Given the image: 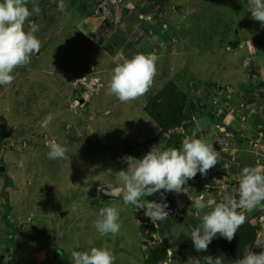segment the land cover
Segmentation results:
<instances>
[{"label": "rangeland", "instance_id": "1", "mask_svg": "<svg viewBox=\"0 0 264 264\" xmlns=\"http://www.w3.org/2000/svg\"><path fill=\"white\" fill-rule=\"evenodd\" d=\"M130 8L155 31L166 25L167 35L180 34L179 49L169 41L170 51L179 56L165 55L160 62L157 58L154 83L148 77L138 79L141 86L137 80L128 84L123 76L127 69L110 72L106 84H114V75L120 87L114 84L108 92L102 82L85 109L83 103L75 106L79 96L73 82L87 91L78 82L80 76L90 80V55L101 58L105 52L84 38L78 23L111 11L109 17L124 25L122 16ZM262 13L260 5L250 6L246 0H1L0 117L6 120V135L0 138V170L5 169L0 177V264H51L56 254L63 264H146L165 237L172 243L185 234L206 244L211 232L197 236L205 227L201 216L216 210L226 221L224 203L245 218L263 207L264 200L251 208L246 201L253 190L251 179L264 175L263 164H257V153L264 159V81L257 72L264 68ZM163 61L179 72L168 70ZM163 78L174 79L180 90L193 94L191 100L208 105L193 113L194 128L170 132L181 134L190 147L179 181L135 158L130 147L147 139V132L137 129V139L127 133L140 106L148 105L162 88ZM216 93L235 100L236 110H228L225 122L210 118L227 112L210 106ZM109 110L110 116L96 113ZM223 125L227 137L219 131ZM123 146L130 152L121 151ZM7 178L12 184L5 188ZM176 182L191 189L196 203L183 206L180 213L158 200L162 190L168 193ZM257 183L264 189V176ZM116 189L117 199L108 195ZM202 195L203 201L211 200L205 209ZM7 205L11 229L3 221ZM165 214L177 224L162 238L156 230ZM261 216L251 221L261 226L251 249L256 255L264 251V213ZM169 256L163 264H198L183 249Z\"/></svg>", "mask_w": 264, "mask_h": 264}, {"label": "trees", "instance_id": "2", "mask_svg": "<svg viewBox=\"0 0 264 264\" xmlns=\"http://www.w3.org/2000/svg\"><path fill=\"white\" fill-rule=\"evenodd\" d=\"M196 8L198 9V7ZM163 28L164 29L162 30V32H165L167 30V26L164 25ZM165 33L167 34V32ZM177 37L179 40L180 37L182 38L180 34H178ZM215 86H217V84L211 85V87ZM221 90L224 91V88H222ZM191 98H193V94L190 95L189 93L180 90L176 83L169 79V81H167L162 86V88L156 95L149 98L150 101L148 105H146V111L151 116V118L161 127L162 132L164 133L171 132L172 130L182 126L185 128H194L195 125L192 118L193 113H195L196 111L202 112L204 110H207L208 105L205 106L204 103L199 101L195 102L191 100ZM210 100L212 101V103L209 104L211 107L213 106L212 109L215 112L216 109L218 110V107H216L215 105L222 107V105H224L225 103L227 104V106L229 105V112L236 110L234 109L235 100L224 99L220 96V93L212 95V99ZM251 103H253V101H251ZM219 112L221 113V111H218V114ZM236 117L241 119L243 116L236 115ZM210 118L213 121H217L218 119L220 120V115L217 116V114H210ZM0 122V138L3 139L6 135L4 131L6 128V120L3 117H0ZM182 137L183 136L181 134H171L170 141L167 148L165 149L167 155H164L157 159L152 158V152L148 149V143L132 146L130 147V149L135 151L134 155L142 163L146 165L155 164L158 167H165L172 176L176 177L177 174L174 169L179 168L180 163L185 161L184 158L178 157L183 153L186 154L188 150L190 154V147L188 145H183ZM196 138H199V135ZM241 144L242 143H240L239 145ZM135 148H138L139 150L136 151ZM257 154V160L260 159V162H257V164L260 163L261 165L262 163V167L264 170V159L260 158L259 153ZM257 167H259V165H257ZM3 174L4 173L0 170V177L4 176ZM259 174L260 173H258V175ZM261 176L257 177V179H255L256 177L252 178L250 181V185L253 190L250 196L248 195V197L246 198V201L248 202L250 208L255 206L258 202L264 200V189L262 187L258 189L257 183L258 179H263L264 175ZM196 177L199 181V184H202L201 176L196 175ZM11 184L12 183L10 179L7 178L5 188L10 187ZM257 193H263L262 198L258 202H256L255 198ZM243 195L244 194L241 193V196ZM2 196L5 199L7 198L6 201L8 200V194L5 191L2 192ZM158 197L159 202L163 205L170 204V196L163 190ZM221 210L228 213L229 219L226 220L223 224L215 227L211 231H209L210 229H208L205 223V227L201 229L197 234V236L201 238L205 237L206 234L211 232V239L207 241L206 244H199L197 243L195 238L189 237L185 234H181L177 240H174L172 241V243H170V239H167L165 235L171 233V229L176 226L177 220L171 219L170 215L164 216L162 219H160V227H158V230L156 231L162 236V238L165 237V239L163 240V243L161 245H158L154 248L151 256L147 258L145 263L163 264L167 260H171L169 252H175V249L179 248L183 249V251L187 253V255H194L198 260V264H261L262 256H264V251L262 250L259 255L251 252V249L257 243L259 237V229L261 226L259 225V227H255L251 223V221L255 219L258 221L260 220V218L262 217L261 214L264 213V206L258 210H254V213L250 218H245L242 215L239 216L237 211H231L230 203H224ZM10 211L11 207L7 205V214L3 217V221L5 222L6 227L11 229L13 226L9 220ZM13 230L15 231L16 229L13 228ZM174 254L175 253H173L172 256H174ZM57 262L58 261L52 258L50 263L57 264Z\"/></svg>", "mask_w": 264, "mask_h": 264}, {"label": "crops", "instance_id": "3", "mask_svg": "<svg viewBox=\"0 0 264 264\" xmlns=\"http://www.w3.org/2000/svg\"><path fill=\"white\" fill-rule=\"evenodd\" d=\"M246 2L249 3L250 6L251 5L254 6L255 4H258L263 8V13H262V18H261L263 21V24L262 26H260V30H261V33L264 35V0H253V2L252 0H246ZM127 12L128 13L126 15L122 16V18H125V22H126V24L124 25H119V23H117L113 17L112 18L107 17V15L105 16L102 13L95 15V16H91V17L89 16L85 18L84 20L80 21L77 25V29L81 31V34L84 36L86 40L92 42L93 47H98L102 51V53H103V50L105 51L104 54H102L103 57L101 58H99L96 53H94L93 55H90L91 60L94 61V63H92L91 65V70H93L94 73L93 75L91 72L89 74L92 75L90 80H92V78H99L100 83L103 82L102 89H106L108 90V92L115 89L114 84L117 87H120V84L117 85V83H119L118 80L113 79L114 75L110 76L112 78V81H114V84H110V83H108V85L106 84V82L111 81L107 77L110 72H112L113 74L114 73L117 74L118 73L117 71L127 69L128 73L123 72V76L127 77V78H124V82L128 84H130V81L132 80H137L139 85L141 86L138 79L148 78V77H150L154 83V76L156 77V74L159 73L157 72V65H158L157 58H159V62H160V60L163 59L165 55H168L169 57H173V58L174 57L177 58L179 56L177 55V53L174 52V50L170 51L171 47H170V42H169L170 40L172 41V44L176 42L178 45H175V47L179 49L178 47L179 39L177 37V33L171 37L165 33L167 32V30L166 31L164 30L165 32H162V29H160L161 32H157L154 30L155 26L153 28L151 26L153 24L150 25L148 21L142 20L139 14L138 15H135V13L134 15L131 14L133 12L131 8ZM107 45H109L110 50L106 49ZM173 62L175 63V59L173 60ZM163 64L168 68V70H171L172 72H175L176 74L179 72L177 69V66L175 67L174 64L169 65L165 63L164 61H163ZM96 66H98L100 71L99 69L96 68ZM148 68H150V70H147ZM145 69L147 70V73L145 72ZM257 72L264 81V68L257 69ZM84 76L85 75H81L80 77L82 78ZM105 78H107V80ZM169 79L174 81V79H171V78H168V80L163 78V79H159V82L161 83L164 80V83H163L164 85L167 81H169ZM144 83L146 84V82ZM190 84L191 82L189 83V85ZM176 85H177V82H176ZM73 86L75 87L74 89V91H76L75 94L79 96V99H78L79 102L83 103L84 100L81 97L83 94V91L80 89V87L76 88L77 86H75L74 82H73ZM89 101L90 99L84 105L83 107L84 109L86 105L89 103ZM134 103H136V101ZM222 107L228 112V107L226 103L222 105ZM223 111H221L222 114L219 112L220 121L225 122L229 116H228V113H225V112L223 113ZM99 112L100 111L96 112L97 115L110 116L111 111L109 110V111H105L101 113ZM91 120L93 119L91 118ZM137 129H141L142 131L147 132L146 133L147 139L144 138L137 142L135 141L133 146L148 143V149L152 152L153 159L162 157V155H165V156L167 155L165 152V149L168 146L171 134L170 132L168 133L162 132L161 127L147 113L146 104H144V106H140L138 113H137L136 121L132 124L131 130L127 132L128 138L133 137L137 139L138 138L136 135ZM142 131L138 132V136L141 135L140 133ZM219 131L225 134L226 137L230 135L225 125H223V128H221ZM223 134L222 136H224ZM182 141H183V145H188V143L184 142L183 139ZM124 150L127 153L130 152V149L129 151H127L125 149V146H123V149L121 151H124ZM138 150L139 149L137 148L136 151ZM240 150L242 151V149L238 146V149L236 151L238 152ZM162 151L164 153L161 154ZM215 153H216V149H213L212 154L215 155ZM187 154H189V150L186 152V154L183 153L178 158H184L185 160H188L185 158ZM213 155L211 156L212 159H214ZM140 163L142 162L140 161ZM190 164H193V163L190 162ZM144 165L148 167L152 166V165H146V164ZM186 166H187L186 161H183L180 163L179 168L174 169V171L177 174L176 177L172 176L165 167H158V166L156 167L160 171L168 172V174L171 176V179L179 181L182 178V175L184 174L182 171H184ZM165 172L163 174H165ZM180 183L176 182L172 184L171 188L168 190V193H167L170 196V204L168 205L164 204L168 208H171L173 210L175 209L176 213H180L178 210L180 209L181 211V209L184 208L183 206H186L187 208H189L192 204L193 205L196 204L195 201L193 200L194 198H193L191 189H189L187 185L183 184V182H180ZM99 186L105 187V188L110 187L108 184H100ZM106 190H109V189H106ZM119 193H120V190H119ZM118 195L114 198L117 199V197H119ZM262 196H263V193H257L255 197L256 202H258L262 198ZM203 198L204 197L202 195V201L204 200ZM109 199L114 200L112 198H109ZM206 202L211 203V200L206 198V200L203 201L204 205H202L203 206L202 209L206 208L207 206ZM197 204L199 205L200 203H197ZM228 219H229V216L227 217V220ZM201 222L203 224L206 223L208 229H210L209 231H211L215 227L223 224L225 221L223 222L220 219L217 211L213 210L209 215L203 214L201 216Z\"/></svg>", "mask_w": 264, "mask_h": 264}, {"label": "built area", "instance_id": "4", "mask_svg": "<svg viewBox=\"0 0 264 264\" xmlns=\"http://www.w3.org/2000/svg\"><path fill=\"white\" fill-rule=\"evenodd\" d=\"M116 3V1H113V5ZM110 14H111V11H110ZM110 14L107 13V16H109ZM79 83H81L82 86H85L87 88V90L89 92L85 93L83 95V98H84V101L87 102L90 98V95L93 91H98L99 90V79L98 78H95L92 82H88L87 81V78H81L79 79L78 81ZM84 105V104H83ZM82 105V106H83ZM75 106H80V102L79 101H76L75 102ZM161 218H159V221H160Z\"/></svg>", "mask_w": 264, "mask_h": 264}, {"label": "water", "instance_id": "5", "mask_svg": "<svg viewBox=\"0 0 264 264\" xmlns=\"http://www.w3.org/2000/svg\"><path fill=\"white\" fill-rule=\"evenodd\" d=\"M4 170H5L4 167H2L1 172H4ZM94 192H95V190H92V192H91V195L93 197L96 195ZM118 194H119V190H117V189L116 190H110V192H108V195L110 197H116ZM252 224L255 226L257 224V222L253 221ZM59 258H60V254H56L53 259L58 261L57 264H63V262L59 261Z\"/></svg>", "mask_w": 264, "mask_h": 264}, {"label": "clouds", "instance_id": "6", "mask_svg": "<svg viewBox=\"0 0 264 264\" xmlns=\"http://www.w3.org/2000/svg\"><path fill=\"white\" fill-rule=\"evenodd\" d=\"M140 16H141V19L144 20L143 17H142L143 15H140ZM82 78H83V77H82ZM84 78H86V77H84ZM89 79H90V78H89ZM94 79H95V78H92V80H88V79H87V81H88V82H92ZM98 79H99V78H98ZM99 85H100V79H99ZM77 86H79V85H77ZM99 87H100V86H99ZM87 92H89V91H88V90H87V91H83V94H82V96H81L83 100H84L83 95H84L85 93H87ZM90 97H91V95H90ZM89 99H90V98H89ZM76 101H79V100H75V102H76ZM75 102H74V103H75ZM87 102H88V101H87ZM83 104L85 105L86 102L84 101ZM166 215H167V214H165V216H166ZM162 218H163V217H162ZM162 218H161V219H162Z\"/></svg>", "mask_w": 264, "mask_h": 264}]
</instances>
